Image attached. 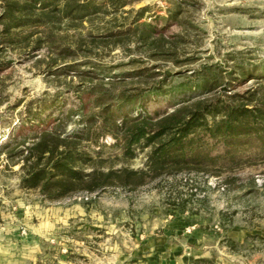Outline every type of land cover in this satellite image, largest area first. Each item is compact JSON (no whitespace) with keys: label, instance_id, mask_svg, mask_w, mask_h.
Returning <instances> with one entry per match:
<instances>
[{"label":"rangeland","instance_id":"374dc122","mask_svg":"<svg viewBox=\"0 0 264 264\" xmlns=\"http://www.w3.org/2000/svg\"><path fill=\"white\" fill-rule=\"evenodd\" d=\"M50 5L37 12L44 23L21 31L28 37L22 42L13 44L0 26V264H264V135H202L205 147L190 166L197 170L58 201L22 189V164L9 160L64 118L70 117L66 132L82 128L71 113L82 105L90 112L94 86L131 94L158 85L175 90L141 105H115L118 120L260 89L264 0ZM144 23L155 27L154 37L137 29ZM216 78L214 92L199 89ZM116 145L107 135L86 149L104 161L103 172L146 171L149 149L127 159Z\"/></svg>","mask_w":264,"mask_h":264},{"label":"trees","instance_id":"16d2710c","mask_svg":"<svg viewBox=\"0 0 264 264\" xmlns=\"http://www.w3.org/2000/svg\"><path fill=\"white\" fill-rule=\"evenodd\" d=\"M56 1L3 0L1 34L10 38L12 43L22 42L28 37L22 38L21 31L44 23L43 15L37 12H44ZM141 26L145 29L143 35L146 39L156 35V29L152 25L144 23L137 25V29ZM261 74L260 79L264 81V70ZM217 81L218 78L211 82L206 80L199 85V89L212 93L216 90ZM110 85L112 88L100 85L90 89L93 107L89 113L84 105L77 111H72V116L81 117L82 128L66 132L70 117L64 118L56 129L43 131L32 139L30 145L24 142L21 144L22 149L10 153L11 162L14 158H19V163L22 164V189L38 190L52 201L107 187L136 189L145 184L147 175L155 179L197 170L190 166L205 147L202 139L199 140L202 135L222 141L236 133L264 135V86L248 90L243 95H227L226 99L219 96L186 100L171 113H138L118 120L115 105H141L150 96L160 97L172 94L175 90H165L162 85H158L148 89L147 94H131L129 90L117 92L113 89L116 87ZM183 87L179 92L188 91ZM96 109L98 111H94ZM107 135L116 140V146L121 147L123 156L127 159H134L138 150L149 149L146 171L109 167L107 172H103L101 168L104 161L95 159L86 148L89 143L97 144L101 137ZM88 169L91 171L87 172ZM92 178L96 180L95 183L86 187L84 183Z\"/></svg>","mask_w":264,"mask_h":264}]
</instances>
